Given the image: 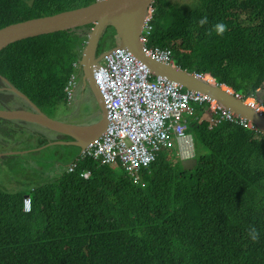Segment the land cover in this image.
Listing matches in <instances>:
<instances>
[{
  "label": "trees",
  "instance_id": "16d2710c",
  "mask_svg": "<svg viewBox=\"0 0 264 264\" xmlns=\"http://www.w3.org/2000/svg\"><path fill=\"white\" fill-rule=\"evenodd\" d=\"M97 1L0 0V29ZM195 2L185 10L156 0L151 44L171 48L183 69L209 74L264 109V0ZM219 22L227 25L223 36L207 35ZM92 27L10 44L0 51V77L45 113L67 104L65 88L72 75L79 82L74 63ZM118 44L116 30L105 27L96 55ZM5 89L0 78V110L25 104ZM209 110L196 107L199 120L187 129L205 150L192 171L164 148L139 181L86 160L32 195L0 190V264H264V134L230 124L211 130L200 122ZM39 139V148L51 141ZM250 228L259 233L256 242Z\"/></svg>",
  "mask_w": 264,
  "mask_h": 264
},
{
  "label": "built area",
  "instance_id": "2783aa9c",
  "mask_svg": "<svg viewBox=\"0 0 264 264\" xmlns=\"http://www.w3.org/2000/svg\"><path fill=\"white\" fill-rule=\"evenodd\" d=\"M154 14L153 5L141 35L145 52L156 61L176 66L171 48L153 46L150 42ZM74 67L79 69V61L74 63ZM194 75L209 85L221 87L259 113L264 112L255 97L245 99L213 77ZM94 79L106 103L107 128L97 141L82 152L76 163L68 166L69 174L76 173L83 161L92 160L102 168L120 167L139 181V172L155 163L160 150L177 145L180 155L187 157L192 152L193 139L187 133L188 121L185 117L199 120L195 105L210 106L200 122L207 120L211 130L230 124L261 132L252 122L223 108L211 97L185 91L178 83L157 77L151 67L129 49L117 47L108 52L103 62L95 67ZM78 86L76 75H72L65 88L68 103L75 99ZM81 176L87 180L91 172L84 171ZM23 208L25 213L31 212L30 196L24 199Z\"/></svg>",
  "mask_w": 264,
  "mask_h": 264
},
{
  "label": "water",
  "instance_id": "95a60500",
  "mask_svg": "<svg viewBox=\"0 0 264 264\" xmlns=\"http://www.w3.org/2000/svg\"><path fill=\"white\" fill-rule=\"evenodd\" d=\"M153 5L154 0H98L95 4L85 8L34 18L1 28L0 51L12 43L25 39L93 25L79 61L81 77L78 80V91H88L94 97L100 113L94 118V122L88 125H75L66 121V119L72 118L75 113L64 116L63 120L65 122L53 120L43 114L27 95L17 90L5 78L0 77L6 84L5 90L14 94L27 105L25 109L0 110V120L41 126L51 132L72 139L70 142L49 143L40 149L59 145L77 147L82 152L85 151L89 145L101 137L108 124L106 103L96 85L94 70L96 66H99L103 57L110 52V50H106L100 53L99 56L96 55L105 27H112L119 37L118 47L132 51L137 57L149 64L157 76L174 81L186 90L206 94L216 100L223 108L252 122L264 133V113H259L245 105L242 100H238L232 94L223 91L221 87L209 85L207 82L195 78L184 69L165 65L146 54L141 35L150 8ZM196 165V158L182 161V167L186 171H192Z\"/></svg>",
  "mask_w": 264,
  "mask_h": 264
},
{
  "label": "rangeland",
  "instance_id": "374dc122",
  "mask_svg": "<svg viewBox=\"0 0 264 264\" xmlns=\"http://www.w3.org/2000/svg\"><path fill=\"white\" fill-rule=\"evenodd\" d=\"M172 1L180 4L185 10L192 9L196 3L195 0ZM175 64H177L176 60ZM259 93L262 92L259 91ZM77 98L80 102L78 106L70 103H61L53 110H46V114H51L52 118L56 120L64 121L63 117L76 113V107H78L82 117L85 119L91 117L92 122H94V118L100 113L94 97L88 91L83 92L80 90ZM196 107L199 106L195 105ZM185 118L189 127L194 118ZM66 121L70 122L67 119ZM22 123L0 120V156L4 155L0 157V190L32 195L33 190L37 186L48 181H54L61 174L67 172L68 166L80 159L82 150L77 147L59 145L40 149L38 146L43 143V140L31 139V136L22 131ZM9 126H12V128ZM194 146L195 156L205 151L196 140H194ZM173 152L174 155L172 157L178 163L180 160V149L176 148ZM115 169L119 170L116 167Z\"/></svg>",
  "mask_w": 264,
  "mask_h": 264
},
{
  "label": "flooded vegetation",
  "instance_id": "af4514ba",
  "mask_svg": "<svg viewBox=\"0 0 264 264\" xmlns=\"http://www.w3.org/2000/svg\"><path fill=\"white\" fill-rule=\"evenodd\" d=\"M78 103H80V102H79V100H78V102H76V97L71 102L72 105L75 104L76 106H78ZM15 107L18 108V109L19 108L25 109L27 107V105L23 104V105H17ZM76 108L77 109H76L75 115L72 118L67 119V120L70 121L69 123L75 124V125H88V124H90L92 122L91 117L85 119L84 117H82V115L78 111V107H76ZM41 112L43 114L47 115L49 118H51L53 120H56V119L52 118L51 114H46L42 110H41ZM19 123H21V122H19ZM22 126H23V127H21L22 131L27 133L29 136L32 137L31 139H34V140L44 137V138L51 139L50 143H54V142H58V141H66V142L72 141V139H70V138H68V137H66L64 135H60V134L51 132V131H49V130L41 127V126H36V125H33V124H29V123H22ZM3 156H0V157H3Z\"/></svg>",
  "mask_w": 264,
  "mask_h": 264
},
{
  "label": "clouds",
  "instance_id": "9594fccd",
  "mask_svg": "<svg viewBox=\"0 0 264 264\" xmlns=\"http://www.w3.org/2000/svg\"><path fill=\"white\" fill-rule=\"evenodd\" d=\"M208 21H207V18L205 17V18H203V19H201L200 21H199V24H200V26H203L204 24H206ZM227 31V25L225 24V23H223V22H219V23H216V24H214L213 25V27L207 32V35H212V33L213 32H215V34L217 35V36H223V34L225 33ZM118 47V45L117 46H115V47H113V48H111V49H107V50H112V49H114V48H117ZM105 57V56H104ZM104 57H103V59H102V61L100 62V64L103 62V60H104ZM174 57H175V55H174ZM80 61V60H79ZM99 64V65H100ZM149 65V64H148ZM166 65V64H165ZM150 66V65H149ZM172 67H175V68H179L178 66V64H176V66H173V65H171ZM97 67V66H96ZM180 68L181 69H183L181 66H180ZM152 69V68H151ZM184 70H186V71H188L189 72V74H191L192 76H194L195 78H197L194 74H199V72H191V71H189L188 69H184ZM155 72V71H154ZM156 75V74H155ZM205 75H207V76H210V77H212L211 75H209V74H205ZM157 76V75H156ZM157 77H160V76H157ZM162 77V76H161ZM164 78V77H163ZM214 78V77H213ZM197 79H199V78H197ZM199 80H201V79H199ZM169 81V80H168ZM202 81H204V80H202ZM172 82H174V81H172ZM78 85H79V83H78ZM180 85V84H179ZM228 87V86H227ZM78 89H79V86H78ZM184 89V88H183ZM185 91H191V90H186V89H184ZM77 92H78V90H77ZM76 92V93H77ZM192 92H196V91H192ZM199 93H201V92H199ZM203 94V93H202ZM206 95V94H205ZM71 104V103H70ZM245 105H247V104H245ZM248 106V105H247ZM263 109V108H262ZM264 113V112H263ZM188 135H190L189 133H188ZM191 137H192V139H193V148H192V152H191V154H189L187 157H185V156H183V155H180V160L178 161V163H180L181 165H182V161L183 160H186V159H191V158H196L195 157V146H194V138H193V136L192 135H190ZM179 146H177V145H175L173 148H167L168 150H172V151H174L176 148H178ZM177 163V164H178ZM69 173V172H68ZM83 173V172H82ZM82 175V174H81ZM82 177V176H81ZM86 180V179H85ZM88 180V179H87ZM34 191V190H33ZM28 197V196H27ZM32 211V210H31ZM25 212V211H24ZM27 214H29V213H27ZM248 235H249V237L251 238V240L253 241V242H256L257 240H258V238H259V233L257 232V230L255 229V228H250L249 230H248Z\"/></svg>",
  "mask_w": 264,
  "mask_h": 264
},
{
  "label": "crops",
  "instance_id": "0c3cea01",
  "mask_svg": "<svg viewBox=\"0 0 264 264\" xmlns=\"http://www.w3.org/2000/svg\"><path fill=\"white\" fill-rule=\"evenodd\" d=\"M79 91L77 92V95H78ZM77 95H76V102H78V98H77ZM8 127V126H7ZM10 128H12V126H9Z\"/></svg>",
  "mask_w": 264,
  "mask_h": 264
}]
</instances>
